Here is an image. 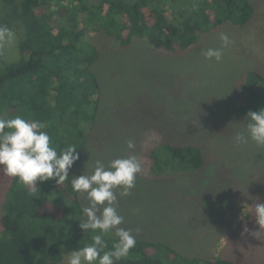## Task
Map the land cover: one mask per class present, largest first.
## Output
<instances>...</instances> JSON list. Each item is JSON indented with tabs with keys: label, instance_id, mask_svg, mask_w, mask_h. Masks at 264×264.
Returning a JSON list of instances; mask_svg holds the SVG:
<instances>
[{
	"label": "trees",
	"instance_id": "obj_1",
	"mask_svg": "<svg viewBox=\"0 0 264 264\" xmlns=\"http://www.w3.org/2000/svg\"><path fill=\"white\" fill-rule=\"evenodd\" d=\"M1 1L6 12L0 26L13 33L16 60L0 64V118L21 116L43 122L52 146L59 152L74 145L79 159L63 185L55 180L38 182V192H29L0 170V264H66L72 250L92 243V233H85L79 226L86 219L82 208L88 202L73 192L70 180L87 174L89 164L85 160L109 137L102 115L107 104L115 101L106 93V84L122 77L117 75L118 68L112 69L109 76L101 73L106 50L120 55H162L159 58L167 59L170 66L185 61L184 81H206L197 60L202 59L203 69L204 64L207 67L202 53L209 49L208 37H215L223 29L245 31L255 27L264 0ZM232 45L235 55L255 61L254 52L246 45L240 50ZM130 71L124 80L126 89L122 88L123 81L115 84L121 87L117 93L129 96L114 97L118 100L114 114L122 116L120 130L125 133L120 132L121 138L115 141L117 148L111 149L110 161L135 155L142 171L132 189L138 194L123 199L135 207L142 191L167 187L165 182L180 179L200 185V191L208 194L207 206L208 202L199 199L196 192L184 193L194 204L215 206L216 195V207L222 213L232 203L234 208L225 228L238 233L261 230L254 208L256 203H264V154L256 159L243 155L241 149L250 142L237 146L234 137L244 131L249 111L264 109V68L244 67L239 80L233 83L231 98L214 84L209 88L201 83L203 92L187 93L184 98L183 106L191 100L194 111L184 114L182 108L183 122L175 121L177 115L161 117L157 107L152 106L151 96L148 107L140 108L136 90L157 89L159 76L146 73L147 78L141 79L133 69ZM195 85L199 88L198 82ZM133 89L134 93L129 92ZM181 90L184 88L179 84L177 91ZM127 102H133L130 108ZM175 103L179 104L178 99ZM204 103L208 104L206 110ZM138 121L142 124L135 128ZM207 122L215 123L209 132L204 130ZM147 124L153 129H144ZM128 140L135 142L134 152L127 150ZM248 166H252L250 172ZM237 167L243 173L236 174ZM238 175L244 180L239 181ZM232 178H237L235 183ZM246 183L251 185L243 186ZM233 184L234 189L229 190ZM241 209L247 211L245 219L233 228L235 214ZM133 235L136 247L118 264H264V257L239 260L225 256V250L220 257L212 256L217 239L205 255L200 250L184 252L165 239L137 235L135 231ZM115 239L112 234L105 236L109 248Z\"/></svg>",
	"mask_w": 264,
	"mask_h": 264
},
{
	"label": "rangeland",
	"instance_id": "obj_2",
	"mask_svg": "<svg viewBox=\"0 0 264 264\" xmlns=\"http://www.w3.org/2000/svg\"><path fill=\"white\" fill-rule=\"evenodd\" d=\"M5 12L6 6L0 0V19ZM257 17H259V19L255 27H250L248 30L231 31L223 29L215 34V37H208L206 45L209 46V48H219L221 45L219 36L221 33H226L230 37L233 44L238 46L239 50L243 49L244 45L247 46L248 51L251 49L255 54V61L253 60V62H249L244 59V56L242 58L238 54L235 55L232 50L233 45L231 43L230 47L224 49L223 60L220 63L207 60L208 65L206 67L204 64L203 69L202 59L197 60L198 63L201 62L198 70L200 73L201 70H204L206 81H184L183 78H185V71L183 70L188 65L185 61H183L182 64L170 66L167 59L159 58L163 57L162 55H151L143 52H140L138 55H134L132 53L120 55L114 51L106 50L105 61L100 64L101 73L105 76H109L112 69L118 68L120 69V73L117 75L122 78L112 79L106 84V93L115 101V103L110 105L107 104L108 108L102 115L103 126L105 131L109 132V137L105 143H101V147L97 149V152H91L90 157L85 160L89 164V167L86 170L87 174H92L97 160L103 162L105 166L108 165L110 161L111 149L117 148L115 141L121 138V133H125L120 130L122 116L114 114L115 107L118 105V100L116 101L114 97L116 95H120L117 93V90L121 88L115 84H119L120 81H123L125 83L122 88L126 89V81L124 80L127 79V76L133 72L130 70L133 69L141 79L147 78L146 73L152 76H159L158 81H160V84L157 87L158 91L156 88L149 91L147 87L145 89L140 88L136 90L135 95L139 100L138 103L140 108L143 109L148 107L149 98L151 96L153 98L152 106L157 107L156 111L161 115V117H175L177 115L179 119L175 121L179 120V122H183L181 121L182 115L186 113L191 114L194 111V108L191 107V100L183 106L184 98L188 97L187 93L197 94L200 90L203 92L202 89L204 85L202 87L201 83H204L205 87L209 88H212L214 84L217 90H225V93L227 94L226 96L231 98L233 94V83L234 81L239 80L240 73L244 70V67L254 66V68H264L263 9L259 11ZM212 39L215 40L214 44ZM14 49V37L10 42H0V64L5 61L10 62L16 60V52ZM255 51L258 52L255 53ZM176 73H179L182 76L177 77L175 76ZM189 75L190 74L187 72V76ZM152 81L153 80H151V82ZM180 81L182 83H180ZM228 81L230 84L226 86ZM197 82L199 83V88L195 85ZM179 84H181L184 90L177 91ZM217 90H215V92L218 94ZM129 92L134 93L135 90L133 89ZM155 92H159V94L156 93L153 95ZM125 96L129 95L126 93L120 95V97ZM177 99L179 104L175 103ZM132 103L133 102H127L129 108L132 106ZM173 103H175V105L171 106V108L174 113H172L171 108L168 109V107ZM207 106L208 104L204 103L203 109L206 110ZM182 108L186 111L184 114H181ZM209 110L211 109L209 108ZM140 122L141 121H138L137 124H134V127H140V124H142V122ZM213 126H215V123L207 122L204 126V130L209 132ZM132 127L133 125L130 129ZM144 129L152 130L153 128L148 127L147 124ZM237 150L238 149H236V151ZM241 151L243 155H250L251 159H256L264 154V148L259 147L252 142H250V146L243 147ZM238 168L240 169L241 167L236 168V174L243 173L242 171L239 172ZM251 168L252 166H250L248 172L251 171ZM140 175L141 174H138V177ZM243 178V175H238L239 181H243ZM232 180L235 183L237 178H232ZM165 185L167 187L160 185L153 191H142L141 194H139V197L135 199L137 201L135 207L131 205V201L118 198V212L124 217V223L121 227L131 229L132 231H135L137 227H140L142 230L139 235H150L155 238L165 239L170 243L178 245V247L184 252L192 253L200 250L201 253L208 255L215 240L217 239L214 248L212 249V256L220 257L222 255L221 253L225 250V256L236 257L239 260L243 258L260 259L259 257H264V228L256 231L253 230L250 232L245 231L238 233L237 231L234 232V229L232 228L227 229L224 227V225H226L225 223L229 221L228 219L232 213V209L234 208L232 203H228L229 206L226 207V212H222V215L219 208L216 207V204L219 201V197L216 195H214L215 206L206 208L205 205L208 206L210 198L207 196V193L200 191V185H190L187 181L183 182L180 181V179L167 181L165 182ZM248 185H251V183H246L243 186L248 187ZM238 187L239 186L236 185V189ZM228 189L233 190L234 184ZM191 190L196 192L199 199L208 203L203 206L200 202L194 204L191 201H188L187 197L183 194ZM137 194L136 190H132V196H130L133 199L135 198L134 195ZM130 196L126 198L129 199ZM246 214L247 211L244 209H241L238 213L236 212L232 227L234 228L240 225L245 219ZM255 229H257V227ZM203 249L204 252H202Z\"/></svg>",
	"mask_w": 264,
	"mask_h": 264
},
{
	"label": "clouds",
	"instance_id": "obj_3",
	"mask_svg": "<svg viewBox=\"0 0 264 264\" xmlns=\"http://www.w3.org/2000/svg\"><path fill=\"white\" fill-rule=\"evenodd\" d=\"M12 39L11 30L0 26V42ZM219 39V48L203 51L206 60L216 63L223 60L224 49L232 42L226 33H221ZM245 121L244 131L235 134V144L245 146L252 142L264 147V109L249 111ZM45 128L46 125L39 120H26L21 116L0 118V170L17 179L29 192L39 191L38 182L55 180L57 185H63L69 180V170L79 159L74 145L58 152ZM126 147L129 152H134L135 142L128 140ZM141 171L137 157L128 155L111 160L107 166L97 160L91 175L71 178L73 192L84 196L88 202L82 208L86 219L79 226L85 233H92V243L72 250L66 264H118L129 256L137 240L131 229L121 227L124 217L118 212V197L131 195ZM254 214L256 223L264 228V203L255 204ZM141 230L137 227L136 234ZM108 234L116 238L111 248L105 240Z\"/></svg>",
	"mask_w": 264,
	"mask_h": 264
}]
</instances>
